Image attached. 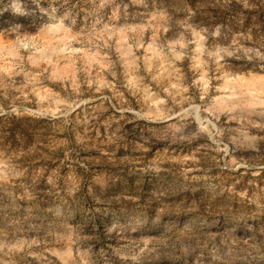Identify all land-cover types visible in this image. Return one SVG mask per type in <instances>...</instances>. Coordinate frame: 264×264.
Here are the masks:
<instances>
[{"label": "rangeland", "instance_id": "1", "mask_svg": "<svg viewBox=\"0 0 264 264\" xmlns=\"http://www.w3.org/2000/svg\"><path fill=\"white\" fill-rule=\"evenodd\" d=\"M0 264H264V0H0Z\"/></svg>", "mask_w": 264, "mask_h": 264}]
</instances>
